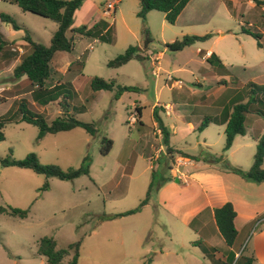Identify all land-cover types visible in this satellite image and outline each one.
Masks as SVG:
<instances>
[{"label": "rangeland", "instance_id": "rangeland-1", "mask_svg": "<svg viewBox=\"0 0 264 264\" xmlns=\"http://www.w3.org/2000/svg\"><path fill=\"white\" fill-rule=\"evenodd\" d=\"M116 1L89 0L83 8L82 16L85 20H88L89 25L96 20L97 26L90 36H78L74 33L72 51L65 52L63 58L53 59L51 75L45 87L35 91L42 95V100L47 101L44 107L37 103L40 99H34V88L27 85L28 82L24 86H29V92L6 101L1 98V94L6 91L0 90V115L12 117L3 127L4 139L0 141V156L21 159L29 152H34L42 164H54L63 170L77 168L84 157H88V175L72 180L46 178L30 169L0 164V205L29 209L25 218L0 213V264H46L45 258L36 252L39 239L45 235L56 240L57 248H65L79 239L78 264H224L223 261L214 262V248H209L200 239L194 229L195 225L184 227L158 200V185L167 180L165 177L168 176L165 168L167 160L164 154L159 158V164L155 159L152 168H148V154L153 156L155 151L150 149L151 139L146 133L151 134L154 126L150 111L152 106L165 104V108L168 104L165 110L170 111L172 106L177 109L179 102H193L192 105H195L199 101L197 91L204 87L203 84L200 86L195 83V79L200 80L204 70L223 68L220 63L225 65L230 62L234 65L229 66L227 72L231 74L232 81L226 82L228 90L221 94L220 102L224 103L229 97L238 95L233 88L238 87L242 91L235 98L240 99L244 95V102L239 103H246L251 96L262 104L258 107L252 105V110L246 113V132L234 137L231 147L226 151L231 153L229 160L225 154L224 157L229 162L232 160L230 163L239 168L244 167L243 162L245 165L248 163L244 170L251 166L257 144L253 139L254 132H259L263 123V120H256L252 116L259 115L255 113L256 108L264 110V87L258 89L254 80L260 75L255 69H245L244 63L256 62L264 56V38H261V45H258L257 39L252 35L243 31L240 33V26L257 31L256 25L249 26L246 22L252 18L258 21L260 11L252 8L248 11V6L240 5L236 12L245 17L241 19L239 16L240 20L236 21L224 3L213 5V10L209 5V10L206 9L191 20L188 18L191 21L188 27L183 23L186 22L185 19L172 24L162 20L163 12L153 10L149 20L152 29L147 22L146 24L152 36L149 50L158 57L159 62L158 74L154 75L152 61L156 56L150 61L130 60L117 68L107 66V61L122 53L127 46H137L135 40L142 41L143 45L142 22L137 16L139 1ZM108 2H115L116 8L115 11L111 10L110 16L104 13ZM0 12L9 14L22 27L14 30L9 23L0 20V34L4 40L6 36L9 40L14 39L15 43H20L21 40L23 42L22 36L26 31L32 40L47 45L56 28L54 21L23 11L14 0H0ZM263 18H259L261 23ZM76 21H79L78 16ZM215 23L224 29H235L239 32L238 36L235 38L226 34L215 44L212 39L216 35L213 37V34L211 39L195 41L178 51L165 46L166 42L180 39L186 34L210 33ZM129 30L135 32L136 39H132ZM211 46L216 50L214 58L203 61L202 54ZM21 47L23 55L26 50L24 46ZM198 48L202 49L201 53L197 51ZM160 51L163 54L159 57L157 54ZM215 57L222 61L218 63ZM76 59L83 61L82 69L79 64H74L64 73L58 72V68L66 67L68 60ZM8 73L6 76L12 79L13 75ZM167 75L179 79L182 89L180 86L171 87L169 81H166ZM93 76L105 80L114 79L116 84L133 86L134 89L124 91L117 97L116 87L113 90H92L90 80ZM249 81L253 82L250 86L247 85ZM55 85L57 86L53 91H46ZM192 89H196V93L193 94ZM249 90H253L252 93ZM21 99L25 100L30 111L40 114L47 122L68 112L77 119L94 123L97 131L91 135L83 128L75 127L67 131L46 133L37 138L38 127L20 121L19 115H14L17 101ZM135 103L142 106L143 125L137 122ZM162 109H159V117L167 125L173 117H165ZM212 109H206L208 114ZM191 110L190 106L184 112L189 113ZM201 110L206 113L205 108ZM131 115H135L134 122ZM191 118L195 120L196 115L192 114ZM209 125L205 130L202 129L203 133L197 129L185 136H174L171 145L186 154H202L206 151L223 153L226 124L219 128L218 123ZM202 135L207 136L206 144L197 142V136ZM103 136L113 142L107 153L100 150ZM243 142H249V145H243ZM209 164L226 171L220 162ZM125 166L126 173L123 171ZM262 167L264 168V161ZM45 181L48 182V188L38 191ZM151 182L153 184L148 206L141 212L115 216L138 206L145 198ZM262 225L264 232V223L261 227ZM251 234L252 231L241 246L235 247L237 255L228 264H246L249 259H252L250 264H264L255 260L253 238L249 239ZM258 250L264 253V236L258 244ZM68 258L65 257L61 264H67Z\"/></svg>", "mask_w": 264, "mask_h": 264}, {"label": "crops", "instance_id": "crops-1", "mask_svg": "<svg viewBox=\"0 0 264 264\" xmlns=\"http://www.w3.org/2000/svg\"><path fill=\"white\" fill-rule=\"evenodd\" d=\"M88 1L89 0H84L82 5L77 10H75L72 27L86 25L89 28L97 23L95 22V20L89 25V22H87L88 20H85L84 16H82V10L86 6ZM220 3L225 4V8L230 11L231 16L236 21L240 20L239 16L241 17V19L242 17H245L244 14H238L236 12V10L239 9L240 5L248 6V11H250L251 8L255 10L258 9L260 11L258 21L255 18H252V20L246 23L249 26L256 25L255 29L257 30L256 32L260 34V40L261 38H264V5H257L253 0H190L180 12V14L177 16L175 23L178 21H182V19H185L186 22L183 21V23H185L186 26L189 27L191 22H189V17L191 20V18H195L199 13H204L206 9L209 10V5H211L212 9L213 5H219ZM115 10L116 8L114 6V11ZM152 11L153 10L149 11L146 14V22L148 23L150 29H152V26L149 24V20L152 18V15H150L152 14ZM209 12H211V10ZM77 16L79 19L78 22L76 21ZM259 18H263L262 23L259 21ZM162 20H165L164 14ZM240 27V33H242L241 31L243 29H247L244 26ZM210 31L212 35L214 34L213 37L216 35L215 38H213L212 36L210 37V39L213 38L212 40L213 42H215V44H217L221 39H223L226 34H229L235 38L239 34V32H237L235 29H224L222 28V26H218L217 23H215L214 27H211ZM129 33L132 36V39H136L135 32L129 30ZM68 34L70 35L71 32H69ZM72 34L74 36V33ZM9 35L10 34L8 33V36ZM77 35L82 36L79 34ZM135 41H137V46L139 48H142V41ZM5 46L8 47L3 48L0 51V90L6 91V93L1 94V98L3 99V101L29 92V86H24L28 82L25 76H21L18 78L13 77L12 79H9L6 76V74H9L8 72H10V74L12 75L13 68L19 62L22 56L21 54L24 52L21 46H24V49L27 52L29 50L28 45L24 40L23 42L21 40L20 43H15L14 39L9 40L8 37L5 36ZM197 51H200L199 53H201L202 49L198 48ZM215 52L216 50H213L211 46L210 48L204 51V54H202L201 59L203 61H208L214 58ZM143 53L144 55H146L149 61L153 58V56H156L153 52L149 50L148 46L145 50H143ZM63 54H65V52H56L53 56V59L57 57L63 58ZM162 54L163 51H160L157 55L160 57ZM216 61L220 63L217 59ZM71 62L72 61L68 60L66 67L64 69L58 68V72H66ZM220 65L223 66V68L212 67L210 69L204 70V72H202V75L200 76V80H198V78L195 79V83H197L198 85H204V87L202 86V88L198 89L197 91V93L199 94V101H197L195 105H192L193 102L187 103L185 101L179 102L177 104L179 106H176L177 109H175V106H172L170 111L165 110V104H157L156 106H152L150 108L154 126L152 129V133L149 134V132H147L146 135H148V137L151 139L150 143L149 141L148 143L150 149L155 151V154L153 156L151 154H148V168H152V162L155 159H157V163L159 164V158H162L165 154V158L167 160L165 161V168L168 171V176L165 177L167 178V180H164L160 185H158L156 192L157 198L160 203L162 201L164 208L170 214L180 220V223L184 227H190L192 225H195L194 229H196V232L199 235L200 239L202 241H205L209 248H214L212 257L214 262L223 261L224 264H228L229 261H232L233 257L237 255L235 247L241 246L243 240L248 238L249 233L252 231V234L249 239L251 240L253 238L252 251L253 254L256 255L255 260L264 263V260L262 259L264 258V253L258 250V244L261 243V240L264 236V232L261 229L263 228V225L261 227V224L264 223V182L257 183L247 181L236 173L227 172L220 168H216L215 165L206 163L203 160L197 161L191 159L190 157L184 156L181 153L183 150L175 148L171 145L174 136H185L194 132L198 129V126L201 123V119L203 120L205 117H209L210 119L204 128H208L210 126L209 124L211 123H218V128L221 125H225L229 118V115L233 110L234 105L244 100V95L240 99L235 98L239 96V93H241L242 88L240 89L238 87H233L238 92V95L235 94L229 97V99L224 103L220 102L219 98L221 94L225 92V90H228V85H226V82L232 81V77L230 76L231 74L227 72L228 67L233 66L234 64L226 62L225 65L221 63ZM244 65H246L245 69L251 71H253V69L257 70L256 73H258L260 76L259 78H255L254 81L257 82L256 84L259 87H264V79L258 81V79L264 78V56L258 59V61L256 62H249L246 64L244 63ZM213 83H215L216 85H214ZM252 83L253 82L249 81L247 85L250 86ZM27 85H29V82L27 83ZM180 89H182V87ZM195 90L196 89H192L193 94L196 93L194 92ZM37 103L40 104L42 107L47 104L42 102ZM260 104H262V102L256 103L255 106L258 107ZM190 106L192 107V110L189 113H187L186 111L184 112V109H189ZM197 106H199V108L201 109L205 108V110L208 108L213 109L211 110L212 112L208 114L207 110L206 113H204L201 109L196 108ZM136 107L139 109H137ZM160 108H163L162 110L164 112L165 117H173V120H169L167 122V125L159 117ZM134 110L136 111L137 122L143 125L141 120L142 106L140 105V103L134 104ZM192 114L196 115L195 120L191 118ZM252 117L256 120H263L261 121L263 123L259 128V132H254L253 139L256 143V141H258V139L264 134V118L261 115H254ZM157 121L159 123H157ZM160 123L161 125H163V127H165L168 132V145L172 147L171 151H168L167 146L163 143V134L160 128ZM204 130L199 132L203 133ZM199 141H201L203 144H206L207 136H197V142ZM242 144L249 145V142H243ZM188 154L200 155L191 153ZM224 154L226 157H228L229 160V154L231 153L225 152ZM144 156H146L145 153ZM243 163L244 167L242 166V168L245 169V166L248 163H246V165L245 162ZM248 167L249 166H247V168ZM154 169L155 167L153 168V170ZM123 171L124 173H126L127 166L124 167ZM129 173H131V171ZM225 202H230L235 210L234 226L236 228L237 233L235 241L231 246H228L224 241L214 218V208L220 207ZM146 206H148V204H146L144 207ZM144 207H142L138 212H141ZM221 250L223 252H221Z\"/></svg>", "mask_w": 264, "mask_h": 264}, {"label": "trees", "instance_id": "trees-1", "mask_svg": "<svg viewBox=\"0 0 264 264\" xmlns=\"http://www.w3.org/2000/svg\"><path fill=\"white\" fill-rule=\"evenodd\" d=\"M15 3L23 10L29 11L39 16L48 18L56 23V29L53 31L48 45L42 44L40 42L34 41L30 38L28 32L22 38L28 43L29 50L24 53L19 62L15 65L12 71V75L15 78L25 76L26 80L29 82L30 86L34 88L33 94L34 99H40L39 102L47 103L46 100H42V95L37 94L35 91H40L45 87L47 80L51 75V63L53 56L56 52H71L74 45V36L72 33L79 35L90 36L92 30H94L97 24L92 27H87L86 25H80L77 27H72L74 12L83 3L84 0H14ZM139 10L137 11V16L141 19L142 28L141 34L143 36L142 48L138 46L129 45L122 53L117 54L113 58L107 61V66L112 68L120 67L130 60L145 61L147 59L146 55L143 54V50L152 41V36L149 27L146 24V14L151 10L161 11L164 14V18L169 23H175L177 16L186 6L190 0H138ZM257 5H264V0H253ZM0 20L2 22L9 23L14 30H19L22 27L14 21V19L7 13L0 12ZM109 29L106 30L108 32ZM257 39L258 45L260 44V34L256 31H251L248 29H243ZM71 32L69 35L68 33ZM101 33V32H100ZM212 36L211 33H205L202 35L197 34H186L180 39H174L171 42L165 43V46L172 50L178 51L182 50L193 44L195 41H203L209 39ZM5 46V40L0 34V51ZM219 62L221 60L215 57ZM74 64H79V67H83V61L76 59L70 63L68 68L72 67ZM52 88L46 89V91H53ZM90 87L92 90H113L116 87L115 97L124 91H130L134 89L133 86H121L116 84L114 79L105 80L102 77L93 76L90 80ZM258 89L262 87L258 86ZM254 90V89H253ZM252 90V91H253ZM250 91V93H252ZM256 97L250 99L246 103H237L234 105L231 114L226 122L225 126V145L223 147V153L216 154L206 151L200 155H189L186 153L182 154L184 156L190 157L194 160H203L208 163L220 162L224 165V168L228 172H233L240 175L247 181L252 182H264V168L262 167L264 161V134L258 139L256 144V151L253 155V161L251 166L244 170L242 168L232 165L224 157V152H226L232 145L233 139L236 135H243L246 132L244 125V119L246 113L252 110V105L260 103ZM137 108V107H136ZM139 109V108H137ZM255 113L264 116V110L256 108ZM19 115V120L30 124H34L38 127L37 138H41L46 133H57L60 131L71 130L75 127L83 128L87 133L93 135L97 131L94 123L85 122L80 119L75 118L73 115L68 114V112L62 114V116H57L50 122H47L43 116L30 111L25 103L24 99L17 101L16 112L14 115ZM12 117L7 115H0V141L4 139L3 127ZM209 118H205L198 129H203ZM161 125V123H160ZM161 130L163 134V143L167 146V150L171 151L172 147L168 144V132L161 125ZM112 140L103 136L101 138L100 150L102 153H107L112 147ZM180 152V151H179ZM1 166H17L19 168L30 169L35 173L43 174L46 178L55 177L60 180H72L81 175H88V157L85 156L80 166L77 168H68L66 170L61 169L59 166L54 164H42L37 155L34 152H29L25 157L21 159H16L11 156H0ZM152 182L148 186L145 198L138 204V206L126 210L116 215H129L138 212L142 207L148 203L149 193L152 190ZM48 188V182L45 181L43 185L38 189V191L46 190ZM28 208L21 209L17 207H5L0 205V213H7L11 216L25 218L28 215ZM234 216L235 210L230 202H225L220 207L214 208V218L216 225L219 229L221 236L228 246H231L236 238V228L234 226ZM108 216H105L107 218ZM80 240H76L69 243L65 248H57L56 240L52 236H42L38 241L37 254L45 258L46 264H61L65 257H69L67 264H78V250H79ZM252 259L247 260L246 264H250Z\"/></svg>", "mask_w": 264, "mask_h": 264}, {"label": "built area", "instance_id": "built-area-1", "mask_svg": "<svg viewBox=\"0 0 264 264\" xmlns=\"http://www.w3.org/2000/svg\"><path fill=\"white\" fill-rule=\"evenodd\" d=\"M114 6H115V2H108V3H106L105 9H104V13L106 15L110 16L111 10L114 9ZM152 63H153L152 64L153 65L152 66V74L157 75L158 74V71H159V67H157V64H159L158 57L157 56L154 57ZM166 81H169V85L171 87H175V86L176 87H179L182 84L179 79L178 80L177 79H174L171 75H167ZM167 108H168V106L166 105L165 106V109H167ZM131 119H132V122H134L135 121V115H131Z\"/></svg>", "mask_w": 264, "mask_h": 264}]
</instances>
